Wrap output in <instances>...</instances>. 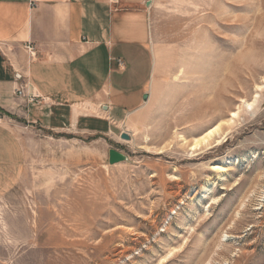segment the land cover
<instances>
[{
  "label": "rangeland",
  "instance_id": "1",
  "mask_svg": "<svg viewBox=\"0 0 264 264\" xmlns=\"http://www.w3.org/2000/svg\"><path fill=\"white\" fill-rule=\"evenodd\" d=\"M149 6L157 75L133 125L90 134L14 119L25 164L0 195V264H264V89L222 146L155 149L176 129L203 136L264 84V0ZM111 150L125 159L110 163Z\"/></svg>",
  "mask_w": 264,
  "mask_h": 264
},
{
  "label": "crops",
  "instance_id": "2",
  "mask_svg": "<svg viewBox=\"0 0 264 264\" xmlns=\"http://www.w3.org/2000/svg\"><path fill=\"white\" fill-rule=\"evenodd\" d=\"M151 1L0 0V195L14 188L25 164L16 117L97 134L124 125L146 103L157 75ZM20 77L34 104L15 98Z\"/></svg>",
  "mask_w": 264,
  "mask_h": 264
},
{
  "label": "bare ground",
  "instance_id": "3",
  "mask_svg": "<svg viewBox=\"0 0 264 264\" xmlns=\"http://www.w3.org/2000/svg\"><path fill=\"white\" fill-rule=\"evenodd\" d=\"M179 78H180V74L175 75V81L179 80ZM263 89H264V84H258L255 90V95L253 96L252 100L241 98L240 100L241 104L237 107L235 111H232L230 113L229 118L220 121L216 126L208 130V132L201 137H196L192 141H189L188 138H186L183 134L180 133L179 129H176L174 131L172 139H170L165 145L155 148L157 153H164L166 151V148L172 145L174 139H180V141H182V145L184 147H188V152H192L196 154H200L206 148L212 149L216 146H222L226 140V137L231 132V129L238 121L241 120L242 113H247V112L254 113V111L257 109L260 103L261 92L263 91ZM130 119H134V117L130 116L128 118V121L125 122V124L127 123L129 125L130 124L133 125ZM150 128H151L150 126H147L146 130L148 131ZM133 135H134L133 138H135L136 133L134 131H133ZM145 140L146 142L149 141V136H145ZM133 143H134V139H133ZM139 147L141 149L151 151L150 145H140ZM211 169L221 175H224L228 171V168L221 164H214ZM242 205L244 206L247 205L246 201L242 203L241 206ZM169 256H172V253ZM168 258L169 257H164L158 264H164L168 260Z\"/></svg>",
  "mask_w": 264,
  "mask_h": 264
},
{
  "label": "built area",
  "instance_id": "4",
  "mask_svg": "<svg viewBox=\"0 0 264 264\" xmlns=\"http://www.w3.org/2000/svg\"><path fill=\"white\" fill-rule=\"evenodd\" d=\"M125 0H110L112 4H120L124 2ZM25 49L28 52V54L32 57L35 58L37 56V50L35 46L33 45L32 42H28L25 44ZM17 85L14 91L15 98L20 101H23V103H28V104H34L36 102L37 96L35 94L33 95H28L27 93V82L23 80V78L20 77L17 81ZM21 105V104H20Z\"/></svg>",
  "mask_w": 264,
  "mask_h": 264
},
{
  "label": "water",
  "instance_id": "5",
  "mask_svg": "<svg viewBox=\"0 0 264 264\" xmlns=\"http://www.w3.org/2000/svg\"><path fill=\"white\" fill-rule=\"evenodd\" d=\"M148 5H150V3ZM148 98H149V95L146 94L144 96V99L148 100ZM121 137H122V139H126V140H130L131 139L130 135L128 133H122ZM123 159H125V157L120 152H118L116 150H111L110 151V163L113 164V163L122 161Z\"/></svg>",
  "mask_w": 264,
  "mask_h": 264
}]
</instances>
